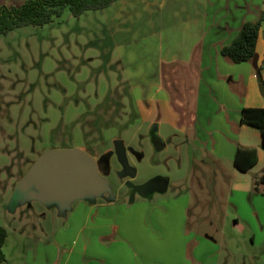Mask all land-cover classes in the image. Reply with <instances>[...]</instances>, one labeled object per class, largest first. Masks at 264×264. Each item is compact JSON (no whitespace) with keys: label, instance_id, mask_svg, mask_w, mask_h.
<instances>
[{"label":"rangeland","instance_id":"374dc122","mask_svg":"<svg viewBox=\"0 0 264 264\" xmlns=\"http://www.w3.org/2000/svg\"><path fill=\"white\" fill-rule=\"evenodd\" d=\"M127 39L108 34L101 11L73 17L68 8L49 24L0 36V226L7 232V263L264 264V215L258 213L264 214V198H240L232 207L228 181L215 185L211 153L183 137L162 151L154 147L153 121L139 113L147 101L135 96L115 53ZM174 134L168 126L158 133L164 142ZM119 139L136 170L132 183L159 176L168 181L165 193L146 202L128 198L114 153ZM73 149L109 161L99 173L107 192L92 202L116 203L90 209L78 200L61 217L57 208L28 199L19 185L45 152ZM193 232L217 243L203 240L197 256L194 244L184 245Z\"/></svg>","mask_w":264,"mask_h":264},{"label":"crops","instance_id":"0c3cea01","mask_svg":"<svg viewBox=\"0 0 264 264\" xmlns=\"http://www.w3.org/2000/svg\"><path fill=\"white\" fill-rule=\"evenodd\" d=\"M26 1L0 0V5L17 7ZM156 4L157 0H118L100 11L112 38L120 35L128 38L115 47V53L120 58L121 69L131 77L133 93L147 101V108L139 113L153 121L159 139L162 126L177 133L166 137L165 142L161 138L163 145L159 151L171 140L183 137L195 148L213 155L211 163L217 170L215 185L219 186L221 180L228 181V202L232 207L240 198H264L256 190L264 174L260 134L255 128L241 124L243 109L264 108V98L258 88L264 83V22L250 62L231 64L220 55V49L232 42L244 22L264 17V0H163ZM166 5L171 8L163 12ZM129 11L137 12L130 18L122 15ZM140 12L145 18L136 21L135 15ZM113 13L117 17H111ZM244 149H255L257 162L248 171L240 172L234 166V159L238 150ZM199 162L206 164L203 158ZM199 189L205 193L203 185ZM154 194L139 197L146 202ZM95 199L79 203L90 209L116 203L94 205ZM72 204L65 210L71 211ZM45 206L57 208L64 217L65 210L55 205ZM258 213L263 217L261 209ZM198 224L194 226L197 228ZM209 225L213 227L212 222ZM197 233L186 237L184 245L194 244L192 247L198 256L204 242L217 243V240L207 233L202 236ZM219 234L223 235L224 231ZM186 259L185 256L183 260Z\"/></svg>","mask_w":264,"mask_h":264},{"label":"trees","instance_id":"16d2710c","mask_svg":"<svg viewBox=\"0 0 264 264\" xmlns=\"http://www.w3.org/2000/svg\"><path fill=\"white\" fill-rule=\"evenodd\" d=\"M118 0H28L17 7L0 5V36L11 31L27 27H41L61 16L69 9L73 17H79L89 11L108 8ZM264 17L242 24L232 42L220 49V55L231 64L250 62L255 56V46ZM241 124L255 128L264 147V108H247L242 110ZM257 162L255 149L238 150L234 166L240 172L248 171ZM256 190L264 194V174L256 185ZM7 239L6 230L0 226V264H8L3 248Z\"/></svg>","mask_w":264,"mask_h":264},{"label":"water","instance_id":"95a60500","mask_svg":"<svg viewBox=\"0 0 264 264\" xmlns=\"http://www.w3.org/2000/svg\"><path fill=\"white\" fill-rule=\"evenodd\" d=\"M258 88L264 98V83H260ZM114 153L123 177L134 178L136 170L128 163L121 139L114 141ZM19 186L28 199L43 205H55L61 211L75 201L98 198L107 192L106 184L99 175L97 162L80 149L45 152ZM167 186L168 181L165 182L166 189Z\"/></svg>","mask_w":264,"mask_h":264},{"label":"flooded vegetation","instance_id":"af4514ba","mask_svg":"<svg viewBox=\"0 0 264 264\" xmlns=\"http://www.w3.org/2000/svg\"><path fill=\"white\" fill-rule=\"evenodd\" d=\"M154 126L152 125V127L148 129V133H149L150 141L153 143L154 147L159 151L163 144H162V141L157 136L156 129L154 128ZM108 164H109V161H107L105 157H102L101 159H99V161L97 162V167H98V171L100 174L104 170L109 169ZM121 176L123 177V174ZM132 179L134 178H125V180L122 182V187L126 188L129 191L128 198L134 197L136 195H139V196L143 195L145 197H149L151 196V194L155 193L156 191L159 193L161 191L162 192L167 191L165 187V182L167 181V179H164L162 177L158 176V177L151 178L146 183H144L142 186L134 185L132 183Z\"/></svg>","mask_w":264,"mask_h":264}]
</instances>
